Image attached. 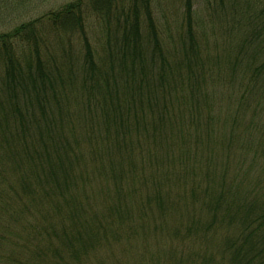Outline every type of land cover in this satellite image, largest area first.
<instances>
[{
  "label": "trees",
  "instance_id": "1",
  "mask_svg": "<svg viewBox=\"0 0 264 264\" xmlns=\"http://www.w3.org/2000/svg\"><path fill=\"white\" fill-rule=\"evenodd\" d=\"M232 1L209 40L191 0L169 43L152 0L0 32V264H264V0Z\"/></svg>",
  "mask_w": 264,
  "mask_h": 264
},
{
  "label": "rangeland",
  "instance_id": "2",
  "mask_svg": "<svg viewBox=\"0 0 264 264\" xmlns=\"http://www.w3.org/2000/svg\"><path fill=\"white\" fill-rule=\"evenodd\" d=\"M69 0H0V32L10 30L15 25L31 19L37 14L56 8L59 5L64 4ZM248 5H252L256 0H246ZM192 14L196 18V22L199 20V27L201 32L208 37L209 31L220 29H236L235 25H232L229 12L231 10L232 0H191ZM241 3V2H240ZM239 4V8H245L246 6ZM245 3V4H246ZM152 15L155 23H157L158 30L160 31L163 39L166 43H169L166 33L168 29L172 35H176L177 23L184 17L183 0H152ZM245 10V9H244ZM86 34L89 43L93 49L100 53L102 49L103 35H102V23L97 21V17L92 13L86 14ZM178 20V21H177ZM241 31V28L239 29ZM219 36H220V32ZM54 38V37H52ZM74 38V42L71 41L75 49H78L80 43H77ZM58 43V42H57ZM65 42H63V45ZM59 47V46H58ZM56 45L49 46L47 43L43 46L45 53L58 56L60 58V52ZM102 55V52L100 53Z\"/></svg>",
  "mask_w": 264,
  "mask_h": 264
}]
</instances>
